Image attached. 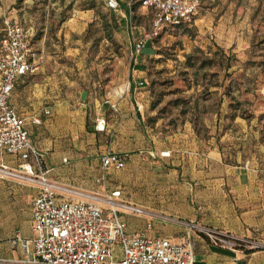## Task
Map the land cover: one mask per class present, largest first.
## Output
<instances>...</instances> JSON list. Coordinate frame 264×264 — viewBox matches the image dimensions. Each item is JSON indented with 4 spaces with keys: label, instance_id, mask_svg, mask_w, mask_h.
<instances>
[{
    "label": "rangeland",
    "instance_id": "rangeland-1",
    "mask_svg": "<svg viewBox=\"0 0 264 264\" xmlns=\"http://www.w3.org/2000/svg\"><path fill=\"white\" fill-rule=\"evenodd\" d=\"M133 6V23L149 28L150 9ZM119 11L105 0H0V36L6 18L29 27L32 58L54 74L50 79L72 110L81 117L86 110L87 129L101 115L109 123L111 100L129 95L130 105L143 104L146 143L214 146L224 163L264 167V0H201L191 25L166 27L137 58ZM82 12H90V20L71 31L66 21ZM111 18L116 26L105 27ZM139 63L145 83L134 92L130 74Z\"/></svg>",
    "mask_w": 264,
    "mask_h": 264
},
{
    "label": "crops",
    "instance_id": "crops-1",
    "mask_svg": "<svg viewBox=\"0 0 264 264\" xmlns=\"http://www.w3.org/2000/svg\"><path fill=\"white\" fill-rule=\"evenodd\" d=\"M130 1L118 0L117 9L126 24L129 16L124 8ZM90 16L82 12L65 24L71 31H81ZM142 28L137 25L136 31ZM32 60L35 69L16 79L9 100L24 119L29 139L41 155V167L61 186L59 200L88 199L87 194L119 188L121 200L145 210L121 211L128 231L144 230L173 241L189 236L194 242L195 264H264V167L246 161L234 166L224 163L222 151L214 146L166 149L146 143L140 134L143 104L135 100L130 105L129 95L111 100L109 123L101 115L87 129L86 110L83 117L72 110L54 78L50 79L54 74L44 73L38 61ZM144 71L140 63L132 68L134 92L137 82L145 83ZM100 119H104V129L95 126ZM108 150L123 156L121 168L102 169L101 158ZM21 161L19 155L0 149V165L18 170ZM38 190L35 183L0 175V258L22 255L21 244L12 241L17 232L26 239L34 236L31 203ZM200 226L261 245H216Z\"/></svg>",
    "mask_w": 264,
    "mask_h": 264
},
{
    "label": "built area",
    "instance_id": "built-area-1",
    "mask_svg": "<svg viewBox=\"0 0 264 264\" xmlns=\"http://www.w3.org/2000/svg\"><path fill=\"white\" fill-rule=\"evenodd\" d=\"M134 1L153 8L148 30L142 28L134 33L137 25L128 17L135 57L158 35L164 23H191L201 4V0ZM105 5L116 9L119 2L105 0ZM30 35L31 32L19 22L11 18L4 20L0 38V149L19 155L22 161L18 170L1 164L0 175L17 176L38 185L39 190L31 203L34 236L26 239L17 232L12 241L21 244L22 255L19 258H0V264H195L194 242L189 236L173 241L144 230L128 231L121 211L144 213L145 210L121 200L119 188L103 195L87 194L88 199L57 198V190L61 186L50 180L48 170L41 167V155L29 139L24 119L9 100L16 79L36 67L32 60L34 52L30 47ZM143 84L144 80H140L136 87ZM95 126L104 129V119L97 120ZM122 165L123 156L117 152L108 150L101 158L103 170L110 166L118 169ZM199 230L212 243L227 248L241 244L250 247L261 245L215 228L200 226Z\"/></svg>",
    "mask_w": 264,
    "mask_h": 264
},
{
    "label": "trees",
    "instance_id": "trees-1",
    "mask_svg": "<svg viewBox=\"0 0 264 264\" xmlns=\"http://www.w3.org/2000/svg\"><path fill=\"white\" fill-rule=\"evenodd\" d=\"M19 1V0H18ZM134 3H137L139 6H141V7H146L147 9H150V11H151V17H150V25H149V28H147V30L148 29H150V27H151V19H152V15H153V8H151L150 6H142V5H140V3L138 2V1H134V0H132V3L131 4H129V6L127 7V8H124L125 9V11H126V13H128V15L131 17V11H133V9H135L134 8V6H133V4ZM94 6V3H92L89 7H87V8H92ZM110 9H112V10H116V9H114V8H110ZM197 12H198V9H197V11L194 13V15H193V18H192V22L191 23H189V24H186V23H181V24H170V23H164L162 26H161V28H160V31H159V33H158V35H155L151 40H150V42L152 41V40H154L157 36H159V34L163 31V29H165L166 27H169V26H172V27H175V26H178V27H180V26H183V27H187V26H189V25H191L194 21H195V18H196V14H197ZM62 19H65V16L62 18ZM15 21V20H14ZM17 22V21H16ZM104 25H105V27H107V26H109V27H111V28H113V27H115L116 26V24H115V20H114V18H111V22L108 24V22H106V20H104ZM136 25H138V24H136ZM3 27H4V25H3ZM29 31H30V29H29V27H26ZM145 28V27H144ZM146 29V28H145ZM191 56H192V54H187V56H186V60H190L191 59ZM225 57V59H226V66H225V68L227 69L230 65H229V62H228V56H224ZM222 61H223V58H221V60H220V62L222 63ZM203 62H205V60L203 59V60H201L200 62H199V67H202L204 64H203ZM191 65H192V63H191ZM197 115H195V117H194V120H192V123H193V125H194V127L197 129V126H196V122H197Z\"/></svg>",
    "mask_w": 264,
    "mask_h": 264
}]
</instances>
